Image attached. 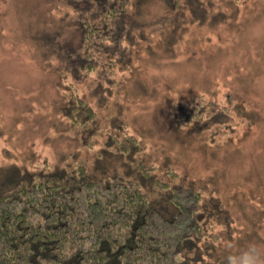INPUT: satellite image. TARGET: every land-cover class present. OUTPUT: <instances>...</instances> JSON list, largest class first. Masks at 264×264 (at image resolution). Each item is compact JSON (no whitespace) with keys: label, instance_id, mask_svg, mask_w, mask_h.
Wrapping results in <instances>:
<instances>
[{"label":"rangeland","instance_id":"obj_1","mask_svg":"<svg viewBox=\"0 0 264 264\" xmlns=\"http://www.w3.org/2000/svg\"><path fill=\"white\" fill-rule=\"evenodd\" d=\"M167 1H145L141 28L123 22L121 62L61 82L55 55L76 43L74 12L0 0V193L81 159L88 177L139 182L172 217L170 190L192 185L217 236L185 241L176 258L226 264L225 240L264 244V0H178L181 15L162 20ZM65 84L96 110L89 126L63 113ZM126 134L136 147H109Z\"/></svg>","mask_w":264,"mask_h":264},{"label":"trees","instance_id":"obj_2","mask_svg":"<svg viewBox=\"0 0 264 264\" xmlns=\"http://www.w3.org/2000/svg\"><path fill=\"white\" fill-rule=\"evenodd\" d=\"M56 1L66 7L65 14L74 12L77 39L55 55L59 64L53 67L61 82L73 71L78 77L121 62L123 22L128 21L130 28L145 23L141 8L146 0ZM167 2L172 12L162 20L181 15L178 0ZM49 54L53 53L44 55ZM66 86L63 113L82 128L89 126L96 110ZM111 142V149L127 153L138 139L126 134L123 141ZM168 199L176 207L172 217L150 205L139 182L121 176L105 181L88 177L81 159L65 174L28 175L0 193V264H198L196 257L176 256L185 241L217 236L204 225L202 193L178 184Z\"/></svg>","mask_w":264,"mask_h":264},{"label":"clouds","instance_id":"obj_3","mask_svg":"<svg viewBox=\"0 0 264 264\" xmlns=\"http://www.w3.org/2000/svg\"><path fill=\"white\" fill-rule=\"evenodd\" d=\"M227 253L226 264H264V244L249 241L243 247H238L230 240L223 242Z\"/></svg>","mask_w":264,"mask_h":264}]
</instances>
